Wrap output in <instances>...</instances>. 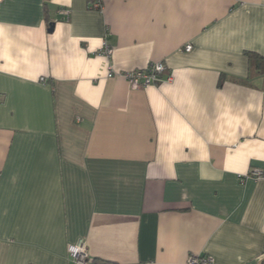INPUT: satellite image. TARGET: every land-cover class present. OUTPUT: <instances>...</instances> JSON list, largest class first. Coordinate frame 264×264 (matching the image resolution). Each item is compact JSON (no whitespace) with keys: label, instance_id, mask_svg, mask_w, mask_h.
Masks as SVG:
<instances>
[{"label":"crops","instance_id":"1","mask_svg":"<svg viewBox=\"0 0 264 264\" xmlns=\"http://www.w3.org/2000/svg\"><path fill=\"white\" fill-rule=\"evenodd\" d=\"M247 52L264 0H0V264H264ZM153 63L173 81L133 89Z\"/></svg>","mask_w":264,"mask_h":264},{"label":"built area","instance_id":"2","mask_svg":"<svg viewBox=\"0 0 264 264\" xmlns=\"http://www.w3.org/2000/svg\"><path fill=\"white\" fill-rule=\"evenodd\" d=\"M96 7L100 8L99 2L96 4ZM192 49L193 47L190 44L185 47L186 52H191ZM102 53L107 57H110L112 54L106 42L104 43ZM167 72L168 67L164 63H153L146 68L126 72L123 75L133 89L139 90L157 86L164 82H172L173 76L171 74L166 76ZM41 81L44 82L45 80L42 79ZM248 177L263 180L264 171L256 169L246 178ZM68 254L72 264H90L92 260L84 240H79L76 244L69 245ZM186 264H214V259L211 256L191 255L187 259Z\"/></svg>","mask_w":264,"mask_h":264},{"label":"trees","instance_id":"3","mask_svg":"<svg viewBox=\"0 0 264 264\" xmlns=\"http://www.w3.org/2000/svg\"><path fill=\"white\" fill-rule=\"evenodd\" d=\"M247 56L249 58L251 69L256 67L255 70H259V71H261V73H264V67H263L264 66V58H262L258 54L252 53V52H247ZM90 264H115V263L102 261V260H98V259H92Z\"/></svg>","mask_w":264,"mask_h":264}]
</instances>
